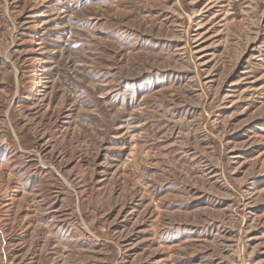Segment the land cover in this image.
<instances>
[{
	"label": "rangeland",
	"instance_id": "1",
	"mask_svg": "<svg viewBox=\"0 0 264 264\" xmlns=\"http://www.w3.org/2000/svg\"><path fill=\"white\" fill-rule=\"evenodd\" d=\"M0 264H264V0H0Z\"/></svg>",
	"mask_w": 264,
	"mask_h": 264
}]
</instances>
